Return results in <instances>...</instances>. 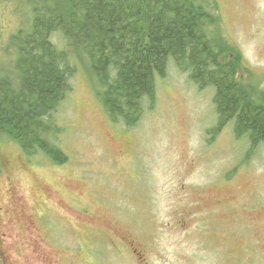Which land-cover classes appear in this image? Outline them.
Instances as JSON below:
<instances>
[{"label":"rangeland","instance_id":"374dc122","mask_svg":"<svg viewBox=\"0 0 264 264\" xmlns=\"http://www.w3.org/2000/svg\"><path fill=\"white\" fill-rule=\"evenodd\" d=\"M6 1L4 38L28 11L26 0ZM217 1L264 89V0ZM76 62L58 113L67 161L0 141V264H262L264 142L250 148L232 123L209 135L214 88L171 60L138 125L114 123Z\"/></svg>","mask_w":264,"mask_h":264},{"label":"trees","instance_id":"16d2710c","mask_svg":"<svg viewBox=\"0 0 264 264\" xmlns=\"http://www.w3.org/2000/svg\"><path fill=\"white\" fill-rule=\"evenodd\" d=\"M26 1L19 28L0 34V141L63 164L58 113L77 60L98 84L110 120L126 128L154 107L171 60L201 89L214 88L209 135L233 122L250 148L264 142V89L225 35L217 0Z\"/></svg>","mask_w":264,"mask_h":264},{"label":"flooded vegetation","instance_id":"af4514ba","mask_svg":"<svg viewBox=\"0 0 264 264\" xmlns=\"http://www.w3.org/2000/svg\"><path fill=\"white\" fill-rule=\"evenodd\" d=\"M1 206V205H0ZM2 207V206H1ZM264 263V261L262 262V264Z\"/></svg>","mask_w":264,"mask_h":264}]
</instances>
